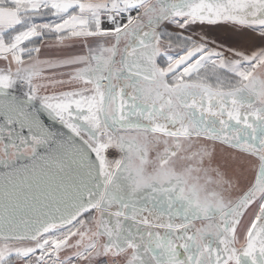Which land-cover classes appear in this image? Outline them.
<instances>
[{
	"label": "snow or ice",
	"instance_id": "1",
	"mask_svg": "<svg viewBox=\"0 0 264 264\" xmlns=\"http://www.w3.org/2000/svg\"><path fill=\"white\" fill-rule=\"evenodd\" d=\"M219 28L264 0H0V264H264V45Z\"/></svg>",
	"mask_w": 264,
	"mask_h": 264
},
{
	"label": "rangeland",
	"instance_id": "2",
	"mask_svg": "<svg viewBox=\"0 0 264 264\" xmlns=\"http://www.w3.org/2000/svg\"><path fill=\"white\" fill-rule=\"evenodd\" d=\"M233 32H237V30L219 28V29H211L210 31H208V35L210 38H216L218 43L223 42L225 47H234L243 50H251L264 45V40L260 38L258 32L254 33L247 29L239 30L237 32V35L232 39H227V40L222 39L226 34H231ZM109 155L110 158L112 156H115L116 155L115 150H111ZM236 166H237V171H239L241 168L240 165L236 163Z\"/></svg>",
	"mask_w": 264,
	"mask_h": 264
},
{
	"label": "flooded vegetation",
	"instance_id": "3",
	"mask_svg": "<svg viewBox=\"0 0 264 264\" xmlns=\"http://www.w3.org/2000/svg\"><path fill=\"white\" fill-rule=\"evenodd\" d=\"M215 147H216L218 156L220 155L229 156L235 161V163L237 164L240 163V160L242 159V157L240 156V153L237 150L230 149L227 146L219 145V144L215 145ZM251 164H252L251 159L246 156L245 169L250 168ZM197 226H199V222H197Z\"/></svg>",
	"mask_w": 264,
	"mask_h": 264
},
{
	"label": "crops",
	"instance_id": "4",
	"mask_svg": "<svg viewBox=\"0 0 264 264\" xmlns=\"http://www.w3.org/2000/svg\"><path fill=\"white\" fill-rule=\"evenodd\" d=\"M240 156L242 157V159L240 160L239 165H240V167H243L245 169V158H246V156L241 154V153H240ZM245 170H247V169H245Z\"/></svg>",
	"mask_w": 264,
	"mask_h": 264
},
{
	"label": "water",
	"instance_id": "5",
	"mask_svg": "<svg viewBox=\"0 0 264 264\" xmlns=\"http://www.w3.org/2000/svg\"><path fill=\"white\" fill-rule=\"evenodd\" d=\"M45 120H46L47 123H49V124L52 123V121H50V120L47 119L46 115H45ZM55 127H56V128H59L60 126L57 124ZM64 131H67V130H64Z\"/></svg>",
	"mask_w": 264,
	"mask_h": 264
}]
</instances>
